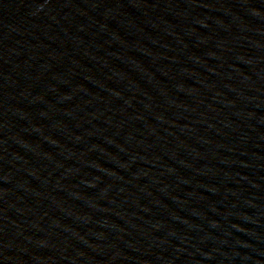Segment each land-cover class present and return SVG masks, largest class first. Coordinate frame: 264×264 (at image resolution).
Returning a JSON list of instances; mask_svg holds the SVG:
<instances>
[{
	"label": "water",
	"instance_id": "water-1",
	"mask_svg": "<svg viewBox=\"0 0 264 264\" xmlns=\"http://www.w3.org/2000/svg\"><path fill=\"white\" fill-rule=\"evenodd\" d=\"M0 264H264V0H0Z\"/></svg>",
	"mask_w": 264,
	"mask_h": 264
}]
</instances>
